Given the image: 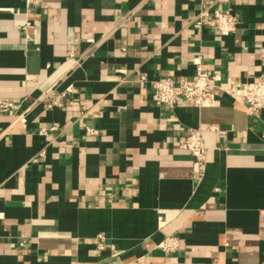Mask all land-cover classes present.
Here are the masks:
<instances>
[{"label": "crops", "instance_id": "obj_1", "mask_svg": "<svg viewBox=\"0 0 264 264\" xmlns=\"http://www.w3.org/2000/svg\"><path fill=\"white\" fill-rule=\"evenodd\" d=\"M198 65L213 106L155 104ZM261 76L264 0H0V264H264V111L226 93Z\"/></svg>", "mask_w": 264, "mask_h": 264}, {"label": "built area", "instance_id": "obj_2", "mask_svg": "<svg viewBox=\"0 0 264 264\" xmlns=\"http://www.w3.org/2000/svg\"><path fill=\"white\" fill-rule=\"evenodd\" d=\"M36 0H26L27 4H32ZM239 20L229 12L217 11L211 19L202 20L197 24L210 26L222 37L234 34L237 30ZM143 81L146 78H142ZM214 86V79L209 73L197 66L196 76L192 80L175 82L171 79L153 82V100L158 106H174L182 100L184 104L197 108L209 107L215 104V98L209 92V88ZM76 89L69 87L65 95L75 94ZM226 93L234 98H240L245 102L247 113L250 116H260L264 111V76L257 81L248 82L242 88L227 90ZM48 108L60 106L59 99L52 92L46 93L43 98ZM18 105L10 99L0 100V115L16 112ZM88 134H93V130L88 129ZM193 157V168L197 178L204 174L208 150L204 144L202 134L198 129L190 130L182 144ZM3 215L0 214V220ZM179 240L176 237H166L160 244V249L164 252H174L179 249Z\"/></svg>", "mask_w": 264, "mask_h": 264}]
</instances>
